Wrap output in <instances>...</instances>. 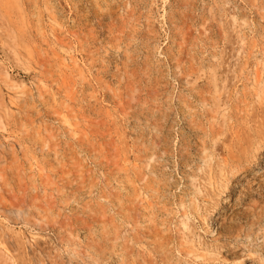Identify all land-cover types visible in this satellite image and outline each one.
<instances>
[{
  "label": "rangeland",
  "instance_id": "1",
  "mask_svg": "<svg viewBox=\"0 0 264 264\" xmlns=\"http://www.w3.org/2000/svg\"><path fill=\"white\" fill-rule=\"evenodd\" d=\"M0 264H264V0H0Z\"/></svg>",
  "mask_w": 264,
  "mask_h": 264
}]
</instances>
